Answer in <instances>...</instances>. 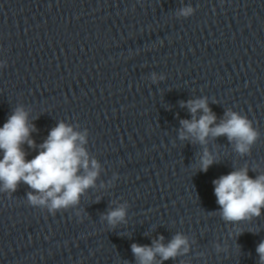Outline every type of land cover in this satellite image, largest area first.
I'll list each match as a JSON object with an SVG mask.
<instances>
[{
  "label": "clouds",
  "instance_id": "1",
  "mask_svg": "<svg viewBox=\"0 0 264 264\" xmlns=\"http://www.w3.org/2000/svg\"><path fill=\"white\" fill-rule=\"evenodd\" d=\"M192 11V8L186 7L181 9L180 14L188 16ZM187 107L193 118L181 121V139L190 136L203 144L210 135L227 136L230 142L235 141L236 151L244 154L250 151L259 136L251 121L235 111H226L225 119L216 124L217 118L208 107L206 98L190 100ZM200 110L203 114L197 119L195 114ZM34 130L23 107H17L0 127V152L3 153L0 158V191L15 192L23 182L33 190L27 194L28 202L33 206H46L53 213L78 204L81 194L94 186L99 169L98 162L95 159L90 161L83 147L86 133L74 131L72 126L61 121L40 145L42 150L28 160L22 145L27 143L29 147H35V141L30 138ZM213 162L214 158L205 151L199 161L200 170L206 172ZM213 183L223 220L235 223L261 215L264 208V174L252 178L244 168L223 175ZM125 215V206H121L111 210L106 219L109 224L115 225L123 221ZM162 240L161 236L153 242V246L133 244L132 252L138 264H153L157 254L163 260L175 258L182 247L185 252L188 250L187 238L180 234L167 245L161 243ZM256 252L259 264H264V241L258 244Z\"/></svg>",
  "mask_w": 264,
  "mask_h": 264
},
{
  "label": "water",
  "instance_id": "2",
  "mask_svg": "<svg viewBox=\"0 0 264 264\" xmlns=\"http://www.w3.org/2000/svg\"><path fill=\"white\" fill-rule=\"evenodd\" d=\"M180 235L187 238V252L182 247L168 260L157 254L153 264H259L256 247L264 241V208L259 217L235 223L226 222L219 213ZM120 264H138V259L134 256Z\"/></svg>",
  "mask_w": 264,
  "mask_h": 264
}]
</instances>
